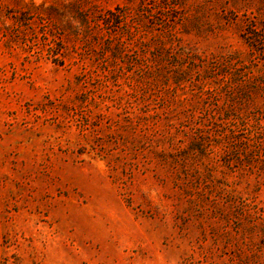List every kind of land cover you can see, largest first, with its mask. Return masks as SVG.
<instances>
[{"label": "rangeland", "instance_id": "1", "mask_svg": "<svg viewBox=\"0 0 264 264\" xmlns=\"http://www.w3.org/2000/svg\"><path fill=\"white\" fill-rule=\"evenodd\" d=\"M0 264H264V0H0Z\"/></svg>", "mask_w": 264, "mask_h": 264}]
</instances>
